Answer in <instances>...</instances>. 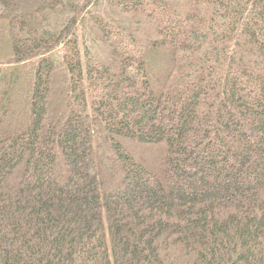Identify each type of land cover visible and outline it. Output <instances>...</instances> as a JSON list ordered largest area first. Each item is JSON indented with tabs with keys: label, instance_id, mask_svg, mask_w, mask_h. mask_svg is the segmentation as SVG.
I'll list each match as a JSON object with an SVG mask.
<instances>
[{
	"label": "trees",
	"instance_id": "16d2710c",
	"mask_svg": "<svg viewBox=\"0 0 264 264\" xmlns=\"http://www.w3.org/2000/svg\"><path fill=\"white\" fill-rule=\"evenodd\" d=\"M0 264H264V0H0Z\"/></svg>",
	"mask_w": 264,
	"mask_h": 264
}]
</instances>
